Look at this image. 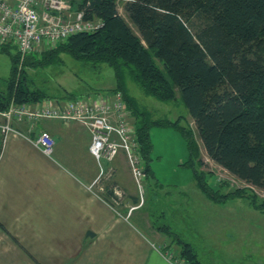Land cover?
I'll return each instance as SVG.
<instances>
[{
	"label": "trees",
	"instance_id": "obj_1",
	"mask_svg": "<svg viewBox=\"0 0 264 264\" xmlns=\"http://www.w3.org/2000/svg\"><path fill=\"white\" fill-rule=\"evenodd\" d=\"M73 10L100 18L104 25L78 33L55 48L31 53L20 62L13 44L0 46L11 67L0 90V111L14 104H42L53 97L36 87L29 70H45L62 55L85 64L113 68L117 85L134 120L135 141L144 178L153 176L152 127L172 128L183 138L197 189L214 204L244 199L264 213V199L248 188L212 187L193 130L180 118L153 119L125 85L128 77L142 94L161 102L176 100V90L191 117L207 157L237 179L264 190V0H128L123 10L139 35L121 17L116 0H71ZM91 98V97H89ZM67 96L61 100H73ZM111 191L105 194V199ZM108 196V197H107ZM134 203L137 200L134 199ZM156 229L179 247L174 260L201 264L193 246L170 227Z\"/></svg>",
	"mask_w": 264,
	"mask_h": 264
},
{
	"label": "rangeland",
	"instance_id": "obj_2",
	"mask_svg": "<svg viewBox=\"0 0 264 264\" xmlns=\"http://www.w3.org/2000/svg\"><path fill=\"white\" fill-rule=\"evenodd\" d=\"M125 1L128 0H116L117 11L132 31L139 35L123 10ZM42 51H46V48L36 53ZM14 53L15 49L12 47L8 49V53L0 51V90L5 88L11 67L10 55ZM28 73L36 87L45 89L53 97L52 101L67 96H105L117 85L115 72L110 66L77 62L67 55H62L61 63L45 70L31 69ZM124 82L130 95L137 100L139 106L152 113L153 119L174 121L180 118L182 126L193 130L203 162L201 169L209 174L208 183L212 187L222 183L226 190L248 188L259 200L264 199L263 189L237 179L207 157L195 125L177 90L176 100L161 102L143 95L140 88L128 77ZM130 121L134 126L131 116ZM74 130V133L80 135L85 133L80 126ZM49 134L57 145L56 137L52 133ZM150 139L153 146L150 163L153 176L144 178L138 186L132 177L126 157L120 154L113 166L114 169L119 166L121 170L116 168L110 179L102 178L91 187L98 177L99 168L96 161L86 154L88 159L94 162L83 165L84 170L88 172L81 179L90 183L87 191L100 197L111 191V195L107 197L112 202V207L122 214H131L130 221L134 227L148 235L155 245L169 248L174 257L178 255L179 247L156 227L166 225L190 243L201 264H264V213L250 208L244 199L228 200L223 205L209 201L197 189L192 171L182 165L187 161L188 153L183 138L174 129L152 127ZM84 143L81 146L78 143L75 145L74 155H80V151L86 152L88 145L87 142ZM101 165L103 168L107 167L103 162ZM98 183L103 188L102 191L98 189ZM133 199L137 200V204H131ZM220 230L222 233H219Z\"/></svg>",
	"mask_w": 264,
	"mask_h": 264
},
{
	"label": "crops",
	"instance_id": "obj_3",
	"mask_svg": "<svg viewBox=\"0 0 264 264\" xmlns=\"http://www.w3.org/2000/svg\"><path fill=\"white\" fill-rule=\"evenodd\" d=\"M77 126L13 123L28 136L52 133L51 158L24 138L0 132V264H185L134 227L131 214L87 191L83 165L94 158L88 133H74ZM86 142V152L74 155L75 145Z\"/></svg>",
	"mask_w": 264,
	"mask_h": 264
},
{
	"label": "built area",
	"instance_id": "obj_4",
	"mask_svg": "<svg viewBox=\"0 0 264 264\" xmlns=\"http://www.w3.org/2000/svg\"><path fill=\"white\" fill-rule=\"evenodd\" d=\"M103 25L100 18L87 17L81 9L73 10L70 0H0V46L13 44L20 54V62L31 53L55 48L72 35L95 32ZM43 120L75 123L88 133V152L99 168L91 187L100 179L113 176V163L120 154L126 157L138 186L144 179L134 126L120 92L94 98L47 100L42 104L18 105L12 102L6 110L0 111V132L4 136L24 138L51 158L55 141L48 132L28 136L13 127L15 122L33 127ZM101 162L107 167L103 168ZM97 187L102 191L99 183Z\"/></svg>",
	"mask_w": 264,
	"mask_h": 264
}]
</instances>
